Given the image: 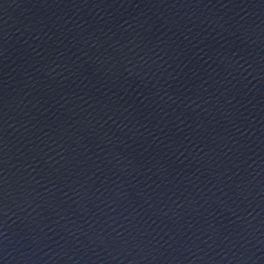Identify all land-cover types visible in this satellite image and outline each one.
<instances>
[{
  "label": "water",
  "instance_id": "obj_1",
  "mask_svg": "<svg viewBox=\"0 0 264 264\" xmlns=\"http://www.w3.org/2000/svg\"><path fill=\"white\" fill-rule=\"evenodd\" d=\"M0 264H264V0H0Z\"/></svg>",
  "mask_w": 264,
  "mask_h": 264
}]
</instances>
